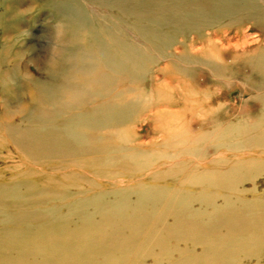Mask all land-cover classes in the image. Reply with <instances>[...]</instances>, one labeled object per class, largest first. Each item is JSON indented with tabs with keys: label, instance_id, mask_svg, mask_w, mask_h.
Returning a JSON list of instances; mask_svg holds the SVG:
<instances>
[{
	"label": "rangeland",
	"instance_id": "rangeland-1",
	"mask_svg": "<svg viewBox=\"0 0 264 264\" xmlns=\"http://www.w3.org/2000/svg\"><path fill=\"white\" fill-rule=\"evenodd\" d=\"M130 3L0 0V185L29 194L26 184H36L46 203L81 199L107 209L222 171L234 182L216 189L218 205L264 197L261 76L226 79L195 61L173 65L179 42L149 46L145 24L121 9ZM115 33L144 56L128 59Z\"/></svg>",
	"mask_w": 264,
	"mask_h": 264
},
{
	"label": "bare ground",
	"instance_id": "bare-ground-1",
	"mask_svg": "<svg viewBox=\"0 0 264 264\" xmlns=\"http://www.w3.org/2000/svg\"><path fill=\"white\" fill-rule=\"evenodd\" d=\"M135 1L121 9L145 24L146 36L154 39L149 46L162 51L179 42L173 65L195 61L226 79L256 73L264 84V0H145V6ZM111 38L128 59L144 56L116 33ZM230 52L235 55L228 60ZM220 173L218 180L192 179V187L171 191L158 187L139 194L136 202L107 209L81 199L76 205L46 203L45 193L35 194L36 184H26L29 194L1 184L0 264H257L264 246V197L242 206L228 199L218 205L216 189L234 182L224 179L229 173L224 178Z\"/></svg>",
	"mask_w": 264,
	"mask_h": 264
}]
</instances>
